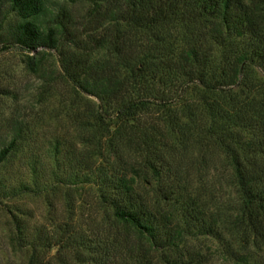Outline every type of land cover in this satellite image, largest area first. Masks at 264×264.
<instances>
[{"label": "trees", "instance_id": "obj_1", "mask_svg": "<svg viewBox=\"0 0 264 264\" xmlns=\"http://www.w3.org/2000/svg\"><path fill=\"white\" fill-rule=\"evenodd\" d=\"M0 2L12 14L0 17V45L26 56L57 50L67 84L96 100L81 119L95 130L83 135L93 148L89 171L75 173L73 183L95 188L96 213L104 210L109 221L101 230L66 226L48 236L14 220L24 264H49L53 246L88 252L77 254L79 264H207L178 249L185 238L218 234L223 223L179 191L174 161L190 145L203 162L208 150L223 157L235 197L229 223L254 246L264 242V164L256 162L264 158V98L251 95L258 86L242 84L249 66L264 72V0H94L101 31L85 36L62 12L41 25L43 0ZM100 49L105 56L94 58ZM29 64L38 66L32 57ZM22 131L14 122L0 168ZM26 191L0 177L1 201ZM128 231L139 241L135 256Z\"/></svg>", "mask_w": 264, "mask_h": 264}, {"label": "rangeland", "instance_id": "obj_2", "mask_svg": "<svg viewBox=\"0 0 264 264\" xmlns=\"http://www.w3.org/2000/svg\"><path fill=\"white\" fill-rule=\"evenodd\" d=\"M43 1L45 14L37 19L41 25L48 23L50 13L62 12L75 33L85 36L101 31L99 15L93 10L94 0ZM2 16L7 20L12 14L8 6L0 2L1 20ZM105 54V49H100L93 57L102 58ZM218 54L220 56L216 51L215 55ZM31 57L38 66L29 64ZM59 58L54 49L39 48L26 56L20 50L4 49L0 45V147L6 142L14 122H21L23 129L17 151L1 166L0 177L29 187V191L0 200V264H24L26 260L27 250L20 249L15 241L14 220L24 221L33 235L42 231L48 236H60L67 227L70 231L79 227L90 229L93 226L96 230L109 227L107 212L101 209L96 213L95 188L90 184L73 183L75 173L89 171L86 165L90 161L86 159L92 156L93 148L83 143L86 141L83 135L95 130L83 127L81 119L87 118L89 109L95 108L96 100L77 93L67 84ZM245 73L242 84L247 82L251 88L258 86L251 95L257 101L264 98V72L249 66ZM177 154L174 164L179 171V191L198 197L207 215H219L223 222L214 236L185 238L179 243V251L204 255L207 264H245L244 260L246 264H264V242L254 246L241 227L229 223L230 205L235 197L230 170L223 157L208 150L203 154L206 157L203 162L193 145ZM82 159L85 166L79 163ZM256 162L264 164V158H256ZM128 233L134 246L131 253L135 256V245L139 241L132 232ZM124 244V248L130 245ZM79 252L83 251L53 246L48 249L49 264H79L76 259ZM83 253L88 255V252ZM155 264L164 263L157 260Z\"/></svg>", "mask_w": 264, "mask_h": 264}]
</instances>
